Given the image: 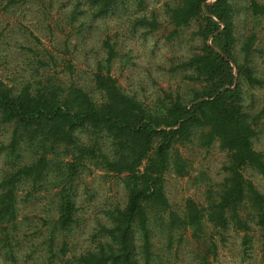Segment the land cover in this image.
<instances>
[{"label": "trees", "instance_id": "1", "mask_svg": "<svg viewBox=\"0 0 264 264\" xmlns=\"http://www.w3.org/2000/svg\"><path fill=\"white\" fill-rule=\"evenodd\" d=\"M123 1L90 0L96 15L111 12ZM165 6L172 35L201 20L196 32L202 39L198 52L177 66L187 79L200 84L188 99L166 93L149 107L125 92L110 74L116 53L108 40L104 41L107 55L93 74L94 87L103 98L100 103L73 82L15 90L0 80V126L11 127L9 141L0 147L10 167L0 179L1 225L17 218L20 188L32 192L47 188V155L61 146L69 151L70 159L58 174V216L50 226V239L56 232L69 230L74 222V181L87 160L108 173L124 175L127 195L122 208L106 211L110 223L97 229L102 239L94 249L80 254L75 264H138L135 233L148 264L152 247L149 214L169 210L165 174L172 171L183 176L187 165L174 147L195 137L204 147L217 142L226 153L225 176L216 197H208L205 206L187 199L183 217L169 211L170 223L180 222L199 231L206 213L219 230L231 223L247 231L240 211L248 204L254 209L264 246V196L244 175V169H250L264 178V153L253 147V139L264 133V123L243 103L242 82L250 87L262 84L251 65L252 38L241 46L240 58L235 51L231 0H178ZM250 6L254 14L264 16V7L255 0ZM139 21L150 29L157 26L154 20ZM22 146L34 155L25 163L20 162Z\"/></svg>", "mask_w": 264, "mask_h": 264}, {"label": "rangeland", "instance_id": "2", "mask_svg": "<svg viewBox=\"0 0 264 264\" xmlns=\"http://www.w3.org/2000/svg\"><path fill=\"white\" fill-rule=\"evenodd\" d=\"M177 1L124 0L111 12L96 15L90 0H0V80L15 90L73 82L100 103L103 98L94 87L93 74L107 55L104 41L108 40L116 53L110 74L125 92L149 107L166 93L188 99L200 84L187 79L177 66L198 52L202 39L196 32L201 20L172 35L165 5ZM231 1L235 51L242 58L241 46L252 38L251 65L262 80L254 87L242 82L243 103L251 114L260 115L262 124L264 16L252 12L251 0ZM255 1L264 7V0ZM140 19L154 20L157 26L150 29ZM10 131L9 125L0 126V147L9 141ZM253 147L264 153V133L253 139ZM174 149L187 163L185 174H165L170 207L149 214L152 247L148 264H264L263 238L248 204L240 211L247 231L231 223L219 230L206 213L199 231L180 222L170 223L169 211L183 217L187 199L205 206L208 197H216L227 159L217 142L204 147L195 137ZM20 152L21 163L34 156L26 146ZM68 152L59 146L47 155L50 166L45 190L32 192L26 187L17 192V218L6 226L0 224V264H75L80 254L94 249L102 239L97 229L110 223L106 211L125 205L124 175L108 173L86 160L74 181V222L51 240L50 226L58 216V174L70 159ZM9 168L0 148V179ZM244 175L264 196V178L250 169H244ZM135 235L138 264H145Z\"/></svg>", "mask_w": 264, "mask_h": 264}]
</instances>
